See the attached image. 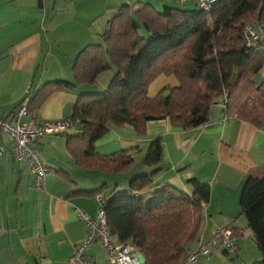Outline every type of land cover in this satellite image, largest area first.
<instances>
[{
  "label": "crops",
  "instance_id": "obj_1",
  "mask_svg": "<svg viewBox=\"0 0 264 264\" xmlns=\"http://www.w3.org/2000/svg\"><path fill=\"white\" fill-rule=\"evenodd\" d=\"M144 3L156 12L164 7L198 8L192 0H0V116L11 117L21 104L27 107L40 86L59 80L72 83L76 53L85 44L99 42L100 31L121 5L134 8ZM113 72L109 67L97 74L92 85L52 92L35 113H27L22 120L36 125L69 118L78 96L106 89ZM255 79L256 83L264 80V65ZM176 84L173 76L160 74L148 84L147 95ZM210 107L208 120L194 130L172 128L166 119L149 121L144 135H136L129 125H111L94 147L106 155L136 147L134 161L120 173L74 166L64 135L37 138L35 150L50 171L39 189L33 188L25 163L13 159L8 138L0 133V146L6 150L0 156V264H73L71 250L85 236L75 210L94 216L99 205L92 191L104 185L99 194L105 196L114 187L126 189L131 177L151 173L154 168L159 172L145 193L167 183L189 195V179L208 184L210 196L203 206L198 236L203 242L216 228L234 227L239 231L236 253L240 255L245 222L239 211V194L244 174L264 164V125L256 128L238 118L224 117L220 102ZM155 138L162 144V160L147 167L142 157ZM218 246L194 264H228V256ZM84 254L91 264H105L106 251L97 243Z\"/></svg>",
  "mask_w": 264,
  "mask_h": 264
},
{
  "label": "trees",
  "instance_id": "obj_2",
  "mask_svg": "<svg viewBox=\"0 0 264 264\" xmlns=\"http://www.w3.org/2000/svg\"><path fill=\"white\" fill-rule=\"evenodd\" d=\"M258 23H264V0H218L207 13L174 7L156 12L147 3L134 8L123 4L100 31L99 42L85 44L76 53L72 83L59 80L40 86L27 112L35 113L52 92L92 85L98 73L112 67L106 89L78 96L69 117L73 132L62 134L74 166L110 174L125 171L136 151L126 147L109 155L96 152L94 142L111 125H129L136 135H144L149 121L166 119L172 128L194 130L208 120L210 105L224 95L225 117L260 128L264 80L254 83L252 77L264 65V48L262 42L245 46L243 33L245 25ZM160 74L173 76L177 84L148 96V84ZM161 157L162 144L155 138L142 163L158 165ZM158 172L154 168L131 177L126 189L114 187L102 196L100 206L113 245L134 247L144 264H177L198 236L209 187L192 178L187 182L189 195L167 183L145 193ZM243 181L239 211L259 252L257 263L264 264V164L251 167ZM223 254L229 255L224 249Z\"/></svg>",
  "mask_w": 264,
  "mask_h": 264
},
{
  "label": "built area",
  "instance_id": "obj_3",
  "mask_svg": "<svg viewBox=\"0 0 264 264\" xmlns=\"http://www.w3.org/2000/svg\"><path fill=\"white\" fill-rule=\"evenodd\" d=\"M184 0H177L181 3ZM196 7L202 12H209L218 0H192ZM245 46H254L259 41L264 40V23H258L257 26L251 24L245 25ZM221 103H225V97L221 98ZM25 105L15 108L11 117L0 116V133L5 134L10 145L11 156L15 161L24 162L26 168L32 177V186L39 189L42 186L44 178L49 170L42 163L39 155L34 150V142L41 136L61 135L70 132L74 127V122L69 118L61 120H48L36 123L31 127L25 122L23 117L26 115ZM4 148L0 146V155ZM99 207L94 216H87L81 210H75L77 217L85 227V236L73 246L69 261L73 264H91L84 254L87 247L92 243H97L100 248L106 251L105 264H144L143 257L134 247L115 246L111 242L109 229L106 224V215L101 208V196L94 195ZM238 237L233 227L216 228L211 236L201 241L200 236H196L193 246L184 252L182 259L177 264H194L197 260L204 258L216 245L221 246L228 254L237 250Z\"/></svg>",
  "mask_w": 264,
  "mask_h": 264
},
{
  "label": "rangeland",
  "instance_id": "obj_4",
  "mask_svg": "<svg viewBox=\"0 0 264 264\" xmlns=\"http://www.w3.org/2000/svg\"><path fill=\"white\" fill-rule=\"evenodd\" d=\"M260 42H262L260 44V47L264 48V40H262ZM255 76L252 77V80H254V83H256V81H258L257 79H255ZM243 232H244V235H242V237L240 238V239H242V242H241L242 243L241 244V248H242L241 254L239 255V253H235L234 252L232 254L227 255L228 257H226L227 259L226 258L225 259H226V261H227L228 264H229V262H235V263L237 262L236 264H244V263L241 262V260H243V262H246L245 264H258L257 262L259 260V256L260 255H259V252L257 250L256 245L251 241L250 233H249L250 231L247 230L244 227ZM247 239H248V241H247ZM235 254L239 255L241 260L240 259H237L238 256L235 255Z\"/></svg>",
  "mask_w": 264,
  "mask_h": 264
},
{
  "label": "bare ground",
  "instance_id": "obj_5",
  "mask_svg": "<svg viewBox=\"0 0 264 264\" xmlns=\"http://www.w3.org/2000/svg\"><path fill=\"white\" fill-rule=\"evenodd\" d=\"M220 103H221V101H220ZM221 105L223 106L222 103H221ZM25 107H26V106H25ZM26 112H27V108H26ZM27 113H28V112H27ZM27 113H26V115H27ZM26 115H25V116H26ZM25 116H24V117H25ZM224 117H225V116H224ZM69 119H70V118H69ZM60 120H61V119H60ZM28 124H29V123H28ZM29 125H30V124H29ZM34 125H35V124H34ZM34 125H30V126H31V127H34ZM67 133H68V132H66V133H62V134H67ZM62 134H61V135H62ZM41 137H42V136H41ZM43 137H45V136H43ZM39 138H40V137H39ZM36 141H37V140H36ZM36 141H35V142H36ZM35 142H34V146H35ZM34 150H35V147H34ZM5 151H6V150L4 149V152H5ZM35 151H36V150H35ZM4 152H3V154L6 153V152H5V153H4ZM36 153H37V151H36ZM3 154H2V155H3ZM37 154H38V153H37ZM38 155H39V154H38ZM0 156H1V155H0ZM39 157H40V156H39ZM40 159H41V158H40ZM41 161H42V160H41ZM42 163H43V161H42ZM25 166H26V165H25ZM44 166H45V165H44ZM45 167H46V166H45ZM46 168H47V167H46ZM47 169H48V168H47ZM27 170H28V169H27ZM48 170H49V169H48ZM49 172H50V171H49ZM29 173H30V172H29ZM48 174H49V173H48ZM48 174H47V175H48ZM46 177H47V176H46ZM46 177H45V178H46ZM45 178H44L43 184H44V182H45ZM43 184H42V186L39 187V188H42V187H43ZM98 195H100V194H98ZM100 196L102 197V195H100Z\"/></svg>",
  "mask_w": 264,
  "mask_h": 264
}]
</instances>
